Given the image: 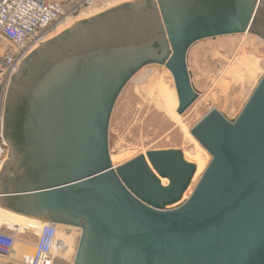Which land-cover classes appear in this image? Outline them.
<instances>
[{"label":"water","instance_id":"water-1","mask_svg":"<svg viewBox=\"0 0 264 264\" xmlns=\"http://www.w3.org/2000/svg\"><path fill=\"white\" fill-rule=\"evenodd\" d=\"M244 33L264 40V0H134L38 46L0 87V208L80 228L74 264H264V75L235 119L212 108L191 128L212 159L186 199L197 165L182 149L116 166L109 147L139 70L165 65L183 114L200 95L190 48Z\"/></svg>","mask_w":264,"mask_h":264},{"label":"rangeland","instance_id":"rangeland-1","mask_svg":"<svg viewBox=\"0 0 264 264\" xmlns=\"http://www.w3.org/2000/svg\"><path fill=\"white\" fill-rule=\"evenodd\" d=\"M98 8L100 7L92 11L98 10L99 12L106 9ZM82 16L79 19L86 18V14ZM64 22L59 27H62ZM73 22L64 27L69 28L76 24L75 21ZM55 30L58 28H55L53 32ZM188 66L191 70L192 82L201 95L185 113L180 114L183 124L191 130L212 108H217L229 119H235L264 75V40L250 33L201 40L190 48ZM145 71L153 72L150 77L137 82L135 79ZM134 77L136 78L131 79L120 93L110 120L109 147L110 154L115 157L113 164L122 165L149 150L172 148L185 151L184 154L191 162L196 163L197 161L203 164L207 157L197 145L195 137L192 136L193 141L190 136L186 135L183 128L160 109L153 98L154 84L156 83L154 81H157L159 77H163L166 83L169 82L168 84L175 88L170 70L160 64H150L143 70L141 69ZM212 94L218 98L213 99L214 95L212 97ZM196 148L198 149L197 157ZM1 219L0 229H8L17 236L18 241L15 246L16 254L10 259H0L5 262L4 264H21L16 261L17 259L28 264L33 253V243L37 238V231L41 227L30 225L23 228L10 227L9 220ZM72 231L70 239L74 242V238L79 236V231L77 228ZM70 254L72 256V253ZM71 256L63 259L57 258L54 264H74L75 258L72 259Z\"/></svg>","mask_w":264,"mask_h":264},{"label":"built area","instance_id":"built-area-1","mask_svg":"<svg viewBox=\"0 0 264 264\" xmlns=\"http://www.w3.org/2000/svg\"><path fill=\"white\" fill-rule=\"evenodd\" d=\"M114 1L0 0V87H4L3 94L9 86L12 73L18 69L27 54L51 38L45 39L55 28L64 21L67 23L77 19ZM8 157L9 147L3 135V117L0 113V169ZM37 232L28 264H54L55 251L60 246L58 225L52 222L42 223ZM17 241V236L8 229H0V258L10 259L16 252Z\"/></svg>","mask_w":264,"mask_h":264},{"label":"bare ground","instance_id":"bare-ground-1","mask_svg":"<svg viewBox=\"0 0 264 264\" xmlns=\"http://www.w3.org/2000/svg\"><path fill=\"white\" fill-rule=\"evenodd\" d=\"M123 1H127V0H115L114 2H111L107 5H104L98 9H104V8H108L110 6H114L115 4H121L123 3ZM98 10H94L88 14H86V18H89L91 16H94L100 12H102L100 10V12H98ZM96 13V14H94ZM94 14V15H92ZM91 15V16H90ZM89 16V17H87ZM83 17V16H81ZM79 17V18H81ZM77 18V19H79ZM84 18V19H86ZM75 19H72L70 21H68L67 23H65L62 27H58V30H55L52 34H50L49 36H47L45 39H48L52 36H55L56 34H58L60 31L64 30L66 27H64L65 25H70L71 23H73ZM83 20V19H81ZM263 40V39H262ZM38 45V43L36 44ZM36 45L34 47H36ZM33 47V48H34ZM162 66V65H161ZM165 66V65H163ZM260 66V65H259ZM147 67V65L145 66ZM166 67V66H165ZM144 68V67H143ZM142 68V70H143ZM163 68V67H162ZM220 69V68H218ZM222 69V68H221ZM141 71V70H139ZM138 71V72H139ZM162 71V70H161ZM166 71V70H165ZM191 71V70H190ZM152 72L153 71H145V72H142L140 73V75L136 78V77H132V79L136 78L135 80L137 82H140V81H143L145 80L147 77H150L152 75ZM218 72H220L218 70ZM217 72V73H218ZM169 73V71H168ZM216 73V74H217ZM215 74V75H216ZM219 74V73H218ZM221 75V74H219ZM162 76V75H161ZM158 78V77H157ZM174 79V78H173ZM134 80V81H135ZM149 81V80H148ZM156 82L154 84L155 88H154V100L157 104V106L162 109L163 111H165L173 120L174 122H176L178 125H180L183 130L187 133H185L186 135L190 136V138L194 141V138L192 137L193 135H191L190 133V130L183 124V121H182V117L180 114H178L177 112V108L179 106V99H178V96H177V91H176V87H171L168 83L165 82V79H163V77H159L157 81H154ZM233 84V83H232ZM231 84V85H232ZM236 85V83H234ZM175 85V84H174ZM153 86V87H154ZM2 88V92L4 87H1ZM196 88V87H195ZM231 89V88H230ZM153 91V90H152ZM200 94V93H199ZM215 94V93H214ZM212 94V97L213 95ZM201 95V94H200ZM216 95V94H215ZM215 95H214V98L213 99H217L215 98ZM152 97V96H151ZM214 100V101H215ZM219 102V101H218ZM223 114V113H222ZM224 115V114H223ZM226 116V115H225ZM227 117V116H226ZM228 118V117H227ZM185 122V121H184ZM185 135V136H186ZM188 138V137H187ZM189 139V138H188ZM196 139V138H195ZM196 143L197 145H199L200 149L205 153L207 159L206 161L202 164V163H199L196 161V165H197V172L194 176V179L190 185V187L188 188V190L186 191L185 195H184V199L188 198L192 192V190L194 189L195 185L197 184L198 180L200 179L202 173L204 172L205 168L207 167L208 163L210 162V159H211V155L208 153V151L198 142V140L196 139ZM197 149V148H196ZM190 151V150H189ZM185 153V151H184ZM198 156V149H197V154H196V157ZM185 157H186V154H185ZM187 160H189L187 157H186ZM111 160L112 162L114 163L115 161V157L111 154ZM190 161V160H189ZM191 162V161H190ZM194 163V161H193ZM162 183L164 185L168 184V179H165L163 178L162 179ZM6 219V220H9L10 222V227H13V226H18V227H24L26 225H30V226H35V227H38L40 228L41 227V224L42 223H46V222H39L37 220H34V219H30V218H26V217H23V216H20V215H17V214H13L11 212H8L2 208H0V219ZM1 219V220H2ZM58 225V239L60 240V246L56 249L55 251V258H68L71 256L70 253H72V259L75 258V255H76V251H77V247H78V243H79V239H80V235H81V229L80 228H77V227H72V226H66V225H61V224H57ZM16 228V227H15ZM77 228L78 231H79V236L77 238H74L75 241H71L72 239H70L71 237V232L72 229H75ZM77 231V230H76ZM74 234V233H73ZM78 235V234H77ZM21 252V251H20ZM23 252V251H22ZM16 254V252H15ZM14 254V255H15ZM18 258V256H17ZM4 259H7V258H4ZM17 262L21 263V264H26L23 260H16ZM5 262L2 261V259H0V264H4Z\"/></svg>","mask_w":264,"mask_h":264},{"label":"crops","instance_id":"crops-1","mask_svg":"<svg viewBox=\"0 0 264 264\" xmlns=\"http://www.w3.org/2000/svg\"><path fill=\"white\" fill-rule=\"evenodd\" d=\"M55 1H63V0H55Z\"/></svg>","mask_w":264,"mask_h":264}]
</instances>
